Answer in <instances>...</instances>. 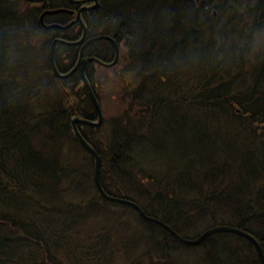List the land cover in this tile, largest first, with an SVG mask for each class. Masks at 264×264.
Returning a JSON list of instances; mask_svg holds the SVG:
<instances>
[{
    "label": "trees",
    "instance_id": "16d2710c",
    "mask_svg": "<svg viewBox=\"0 0 264 264\" xmlns=\"http://www.w3.org/2000/svg\"><path fill=\"white\" fill-rule=\"evenodd\" d=\"M102 3L101 20L113 23L106 31L133 43L124 74L139 78L134 98L149 100L155 111L142 109V121L129 111L127 119L108 122L107 138H86L99 152L105 191L136 202L183 236L229 223L250 232L264 250V0ZM27 6L0 0V264H170L176 254L170 250L192 247L135 210L106 201L96 188L95 160L71 124L77 115L95 117L81 75L56 78L45 53L33 58L32 74L14 65L18 59L10 64L9 52L29 54L33 36L47 35ZM104 52L98 55L108 57L113 48L107 44ZM213 61L216 68L207 70ZM11 89L12 104L4 101ZM114 95L124 98L123 88ZM14 107L22 114L10 115ZM192 112L198 115L193 123ZM160 133L180 151L152 160L142 173L135 150L158 144ZM73 185L78 191L71 192ZM209 239L193 248L204 249L201 264H261L244 238L233 240L239 242V250L231 248L239 254L234 261L227 258L230 247L209 253L206 244L224 240Z\"/></svg>",
    "mask_w": 264,
    "mask_h": 264
},
{
    "label": "rangeland",
    "instance_id": "374dc122",
    "mask_svg": "<svg viewBox=\"0 0 264 264\" xmlns=\"http://www.w3.org/2000/svg\"><path fill=\"white\" fill-rule=\"evenodd\" d=\"M111 4H113V3L111 2ZM17 23H18V21H17ZM9 24H11V23H9ZM217 24H222L221 21H220V18H218ZM1 31H0V33H1ZM217 43H219V42L216 41V44L214 46L217 47ZM30 51L31 52H29V54L21 55V56L20 55L18 56L17 54H15V52H11V53L9 52V62H10V64L13 65V63H12V62H14L13 60L16 61V59H18V63L19 64L18 65L14 64V65L29 67V68H25V69L30 70L31 74H32V69L30 68L31 66H33L32 60H33L34 57L36 59H39V57H40V49L37 48L36 46H33ZM41 54H43V53H41ZM213 54L216 56L218 53L215 50L213 52ZM218 61L211 62V64L208 66L207 70H210V69L214 70L216 68L217 64H218ZM38 62H39V60L37 61V63ZM11 65H8V68L10 70H11ZM103 73H104V78H103L104 79V85H103V87L105 88V90L102 89V88H99V90L101 91V95L105 98L104 104H106V106H111V105H113L115 103H114L113 100H110L109 97L112 95V93H114L119 88V86L121 84L120 83H116V82H114L112 80L110 72H107V73L103 72ZM81 79H82V76H81ZM100 82H99V85H100ZM137 82H138V78L136 76L127 78V84L129 86H131L133 89L137 88ZM97 85H98V83H97ZM14 91H15V89H11L10 97H5L4 96V101L12 104V95L14 96V94H15ZM108 113H109L108 117L115 115V114H113L114 113L113 109L110 108V107L108 108ZM9 114L10 115H12V114H22V112L20 110V107H14V108L11 109V113H9ZM10 115H8V116H10ZM23 116H24V114H23ZM117 116H119V115H117ZM197 117H198V115L195 112H192L191 117H190L191 118V122L193 123L196 120ZM115 120L116 119H105V120L103 119L102 124L99 126L100 134L97 133L98 137L107 138L108 136H110V132H111L112 128H109L108 126H111V125L110 124H104V123L105 122L106 123L113 122ZM222 124L225 125L224 123H222ZM223 125H222V127L224 128ZM108 129H109V133H108ZM104 134H108V135L105 136ZM88 137H89V135H88ZM118 143H119V141H118ZM24 148L26 149L27 147L24 145ZM135 151H136V159L135 160H139V161L143 162V164L145 166L141 170L142 173H144V172H147V171L151 170V169H149V166L152 163L151 160H155L156 161L157 159H161L162 157H165L167 154H169L171 152H179L180 148L178 146L173 145L171 143L170 136L168 134L160 133V138H159L158 144L155 143V145L153 146V145H151L149 143H146V144L138 146V148ZM124 156H126V155H123V156H120V157L123 158ZM126 161L129 162V159H127ZM127 165H129V164L127 163ZM126 168H128V167H126ZM88 170L90 171V169H88ZM77 181H79L81 183L85 182L84 175H81L80 178L77 179ZM65 187L67 189L68 185H66ZM71 190H72L71 192H74V191L76 192V191H78V187L76 185H73ZM113 191H115V193H116V191H118V188L116 187V189H113ZM77 196H78V193H77ZM77 196L74 199L75 201H78ZM131 217H132V215L130 214V218ZM224 247H227V248L230 247L227 250L229 253H226L228 260H230V259H231V261L239 260L238 259L239 258V254H237L236 251L232 250V249L239 250L238 245L236 244V242L224 239V240H215V242H212L211 244H206L205 245V249H207L209 251V253H216L219 249H223ZM193 248L194 247L189 248L188 251L186 250V248L185 249H183V248L182 249L181 248H178V249L175 248L173 250H170L169 253H176L175 255H173L171 257V263L170 264H201L202 262L200 260V258H201V254L200 253L203 252L204 249H202L201 247L200 248H196V250L198 251L197 252L196 250H193ZM177 252L180 253V254H177ZM109 254H111V253H109ZM241 256L242 255H240V260H241ZM250 259H252V257H250ZM226 260L227 259H225V261ZM253 260L254 259L251 260L252 264H254ZM229 263H232V262L229 261Z\"/></svg>",
    "mask_w": 264,
    "mask_h": 264
},
{
    "label": "water",
    "instance_id": "95a60500",
    "mask_svg": "<svg viewBox=\"0 0 264 264\" xmlns=\"http://www.w3.org/2000/svg\"><path fill=\"white\" fill-rule=\"evenodd\" d=\"M88 1H91V0H88ZM56 28H60L59 26H55ZM61 29H65V28H61ZM100 38H103V39H106V40H109L108 37H99L98 39ZM84 39V38H83ZM82 39V41H83ZM51 60L54 62V50L52 51V54H51ZM93 60H96L98 61L97 59H93ZM87 62V60H80L79 63L77 64V66L75 67V69L72 71L74 72L75 70L78 69L79 66H82L84 65L85 63ZM71 72V73H72ZM81 72H82V76H83V79H84V83L85 85L87 86L89 92H90V95H91V100L92 102L94 103L95 105V108L98 112V118L99 119H102L103 116H102V110H101V107L100 105H98L96 99L94 98V95H93V91L91 90V87L88 83V81L85 79L84 77V70L81 69ZM70 73V74H71ZM73 125L75 127V132H76V135L78 137V139L80 140V142L82 143V145L85 147V149H87L91 154L94 155V157L96 158V163L97 165L99 164L100 160L98 159L99 158V155L97 154V152L87 143V141L83 138V136L80 134V132L78 131V129L76 128V124L80 123V124H85V125H91V126H98L99 124V121L98 122H90V121H87L85 119H80L79 117H76L73 121ZM96 181H97V185L101 191V195L106 198L107 200L111 201V202H117V203H120V204H123V205H127V206H131L133 208H137L133 203L129 202V201H124L122 199H119V198H116V197H112V196H109L108 194H106L102 189H101V183L99 182V177L98 175L96 176ZM138 212L141 214V216L143 218H145L146 220H149V221H152V222H155L157 224H159L160 226H162L163 228L167 229L174 237H176L177 239H179L180 241L184 242V243H187V244H191V245H194V244H198L199 242H201L206 236H209L213 233H216V232H233V233H237L239 235H242L246 238H248L256 247V250L258 251V254H259V257L262 261V263L264 264V252H263V249L261 247V245L258 243L257 240H255L254 238H252L250 235L240 231L239 229H235V228H231V227H219V228H214V229H211L207 232L204 233L203 236H201L198 240H193V241H188L182 237H180L172 228H170L168 225L164 224L163 222L155 219V218H152V217H148L143 211L142 209L139 207L137 208Z\"/></svg>",
    "mask_w": 264,
    "mask_h": 264
},
{
    "label": "bare ground",
    "instance_id": "6f19581e",
    "mask_svg": "<svg viewBox=\"0 0 264 264\" xmlns=\"http://www.w3.org/2000/svg\"><path fill=\"white\" fill-rule=\"evenodd\" d=\"M41 25V24H40ZM42 28V30L47 34V35H49V33H48V31H51V30H58V29H56V28H54V27H51V26H49V25H47V27L46 28H44V27H41ZM50 65H51V67H52V71H53V73H54V76H56V78H58V79H61V80H66V79H69V78H71L72 76H74V75H76V74H78V72L75 70L74 72H72L74 69L73 68H71V69H66V68H63V69H60L59 67H58V65H57V62L56 61H50ZM27 70V69H26ZM72 72V73H71ZM71 73V74H70ZM99 77H102V78H104V76H99ZM83 85H84V79H83V77H82V85L80 86V88L81 87H83ZM93 95H94V98L96 99V101H97V103H98V105H100V99L97 97V95L96 94H94L93 93ZM88 97L89 98H91V95H90V93L88 94ZM92 99V98H91ZM93 106H95L94 105V103L92 104ZM85 118V117H84ZM99 121V124H98V126H100L101 124H102V121H103V118L102 119H99L98 120ZM104 124H109V123H104ZM103 124V125H104ZM113 124H111V126H112ZM111 126H108L109 128H111ZM112 130V129H111ZM108 133H109V129H108ZM95 150V149H94ZM98 154V153H97ZM92 156H93V158H94V160H96V158L94 157V155L93 154H91ZM99 155V154H98ZM99 160H100V162H99V164L97 165V161L94 163V179H95V185H96V188H97V190H98V192H99V194L101 195V191H100V189H99V187H98V185H97V181H96V176L98 175V177H99V182L101 183V159H100V156H99V158H98ZM152 161V160H151ZM101 186V189L104 191V192H106L105 191V189H104V187H103V185H100ZM110 196V195H109ZM104 198V197H103ZM122 198V197H121ZM105 200H107L106 198H104ZM122 200H124V201H129V202H131V203H133L137 208H139V205L136 203V202H134V201H132V200H129V199H126V198H122ZM109 201V200H108ZM137 208H134L135 210H138ZM182 245V244H181ZM184 246V245H183ZM183 246H182V248H183ZM178 249V248H177ZM155 263V262H154Z\"/></svg>",
    "mask_w": 264,
    "mask_h": 264
},
{
    "label": "flooded vegetation",
    "instance_id": "af4514ba",
    "mask_svg": "<svg viewBox=\"0 0 264 264\" xmlns=\"http://www.w3.org/2000/svg\"><path fill=\"white\" fill-rule=\"evenodd\" d=\"M98 2H99V0H98ZM93 4L94 3H88V4H85V5H83V4L82 5L73 4L72 6H76V7H74V11L73 12L74 13H77V11L80 10L81 7H83V6L90 7ZM104 7H105V5L102 3V0H100L99 5H98V8L83 11L82 14H85L88 17V19L90 20L89 22L91 24V28H94V21H95V19H97V17L99 15H103L104 14L103 13ZM88 31H89V28H88ZM56 32H61L62 33V31H60V30H51V31H48L49 35L50 34H53V33H56ZM76 40H78V39H76ZM102 42L103 41H101L100 43H102Z\"/></svg>",
    "mask_w": 264,
    "mask_h": 264
}]
</instances>
